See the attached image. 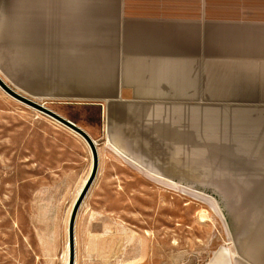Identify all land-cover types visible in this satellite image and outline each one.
I'll use <instances>...</instances> for the list:
<instances>
[{
    "label": "rangeland",
    "instance_id": "obj_1",
    "mask_svg": "<svg viewBox=\"0 0 264 264\" xmlns=\"http://www.w3.org/2000/svg\"><path fill=\"white\" fill-rule=\"evenodd\" d=\"M102 24L129 27L116 20ZM69 26L74 40L111 32L93 23ZM89 52L88 79L57 85L64 99L36 100L87 131L98 121L95 98L114 92L113 70L98 68L95 49ZM14 74L22 84L24 72ZM166 81L160 94L141 88L145 103L137 112L112 117L116 134L124 120L148 130L131 127L136 136L127 134L125 141L114 134L107 142L95 138L99 169L77 214L75 264H228L227 258L243 260L239 254L249 258L245 241L264 233L258 129L248 130L235 118L240 108L223 105L220 94L177 92L174 80ZM176 95L183 108L146 101ZM158 111L176 113L177 126L175 119L171 130L151 125ZM92 166L84 139L0 88V264H69L70 217Z\"/></svg>",
    "mask_w": 264,
    "mask_h": 264
},
{
    "label": "crops",
    "instance_id": "obj_2",
    "mask_svg": "<svg viewBox=\"0 0 264 264\" xmlns=\"http://www.w3.org/2000/svg\"><path fill=\"white\" fill-rule=\"evenodd\" d=\"M110 20L127 23L128 30L99 25ZM71 23H93L111 32L102 39L95 37L97 42L89 49L85 36L72 39ZM0 24V75L35 100L64 99L56 94V87L72 82L56 76V38L63 41V54L71 64L76 58L83 74L78 79H88L93 72L89 50L95 49L98 68L113 70L114 92L96 97L91 104L97 124L88 125V131L82 128L94 141L107 142L112 134L125 141L127 134L136 136L131 127L143 132L145 124L124 120L116 134L112 117L137 112L145 103L141 88L155 87L160 94L168 87L167 79L174 80L171 84L177 92L186 88L220 94L223 105L240 108L235 118H264V0H0ZM134 25L145 28L139 31ZM46 65L48 72L43 70ZM19 68L24 72L22 84L14 80ZM153 99L157 101H146L175 109L184 105L177 95ZM153 116L150 124L158 130L175 128L181 118L166 111ZM243 246L245 256L253 254L249 258L239 254L244 258L240 262L227 258L228 264H264V254L257 255V247L264 253V233Z\"/></svg>",
    "mask_w": 264,
    "mask_h": 264
},
{
    "label": "water",
    "instance_id": "obj_3",
    "mask_svg": "<svg viewBox=\"0 0 264 264\" xmlns=\"http://www.w3.org/2000/svg\"><path fill=\"white\" fill-rule=\"evenodd\" d=\"M0 88L7 93L12 98L16 99L17 101L37 110L48 117H51L55 121L59 122L60 124L64 125L71 131H73L75 134L79 135L84 141L88 144L90 147L91 153H92V159H93V166L91 174L83 187L75 205L74 209L72 211L70 222H69V264H75V222L77 218L78 211L81 207V204L85 198V195L87 194L90 186L94 182L98 169H99V155L97 150V144L96 142L90 137V135L83 130L81 127H79L77 124L72 122L69 119H66L62 117L61 115L57 114L53 110L47 108L44 103H40L33 99L32 97H28L24 95L23 93L19 92L13 85L9 84L1 75H0Z\"/></svg>",
    "mask_w": 264,
    "mask_h": 264
},
{
    "label": "trees",
    "instance_id": "obj_4",
    "mask_svg": "<svg viewBox=\"0 0 264 264\" xmlns=\"http://www.w3.org/2000/svg\"><path fill=\"white\" fill-rule=\"evenodd\" d=\"M99 39H102V38L100 37ZM88 42H89V49H90L91 48L90 44L91 45L94 44L95 42H97V40L95 38H92V39H89ZM50 43L52 42L50 41ZM54 44L56 48V60H55L56 76L60 78L61 80H69V79L75 80V79L80 78L81 76L83 77V74L81 75L77 69L76 58L72 57L73 62L71 64L67 56L63 54L65 53L63 41L60 40L59 38H56ZM51 46L52 45L50 44V48ZM48 69H49L48 65H46L43 68V70H45L46 72H48ZM246 115H255V114H246ZM239 120L241 121L243 120L246 128L250 131H254L258 129L257 133H260L261 140L264 143V118H248V119H239Z\"/></svg>",
    "mask_w": 264,
    "mask_h": 264
},
{
    "label": "bare ground",
    "instance_id": "obj_5",
    "mask_svg": "<svg viewBox=\"0 0 264 264\" xmlns=\"http://www.w3.org/2000/svg\"><path fill=\"white\" fill-rule=\"evenodd\" d=\"M27 106V105H26ZM29 107V106H28ZM31 108V107H30ZM37 111V110H36ZM38 112H40V111H38ZM40 113H42V112H40ZM42 114H44V113H42ZM45 115V114H44ZM97 144V143H96Z\"/></svg>",
    "mask_w": 264,
    "mask_h": 264
}]
</instances>
